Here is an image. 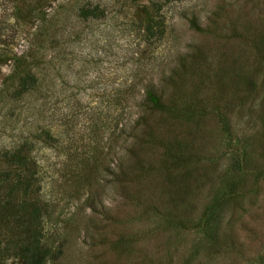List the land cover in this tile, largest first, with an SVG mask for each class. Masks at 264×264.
<instances>
[{"label":"rangeland","instance_id":"1","mask_svg":"<svg viewBox=\"0 0 264 264\" xmlns=\"http://www.w3.org/2000/svg\"><path fill=\"white\" fill-rule=\"evenodd\" d=\"M32 235L40 264H264V0H0V264Z\"/></svg>","mask_w":264,"mask_h":264},{"label":"trees","instance_id":"2","mask_svg":"<svg viewBox=\"0 0 264 264\" xmlns=\"http://www.w3.org/2000/svg\"><path fill=\"white\" fill-rule=\"evenodd\" d=\"M17 78H18V80L20 79V82H18V85L20 87H26V85H28V83L30 82V79H31V78H29V76H22V75H21V77L18 76ZM21 90H25V88H21ZM143 98H144V101L149 106H151L152 108L158 109V110H164V107H165L164 104L161 103V101L159 100V98L156 96V94L153 92L152 89H150V88L144 89ZM17 151L12 153V157L16 158L15 160L18 161V163H22L21 158L18 156ZM29 177H30V173H28L23 178V183L25 185H23L21 187L24 188L25 190L26 189L30 190L29 184H27V186H26V181L28 180ZM15 183H21V182L18 179V180H16ZM28 202L29 201H24V200L17 202V208L19 209V213H14V217L18 218V217H25L26 216L28 219L26 223L30 226H33L32 225L33 224V216L35 215V213H37V215H38L39 212H38L36 206L32 203V200H31V202H29V203ZM32 213H33V215H32ZM6 241H7V239H6ZM18 242H19L18 240H13L14 245H16ZM40 244H41V242L36 235L30 236L29 238H27L24 241L23 251L25 253H27V256H29L30 258L35 259L34 264H40L39 260H41V258L43 256L40 252V249H41Z\"/></svg>","mask_w":264,"mask_h":264}]
</instances>
